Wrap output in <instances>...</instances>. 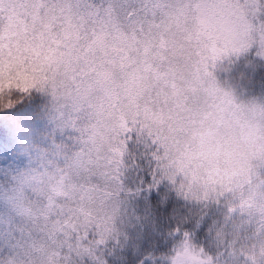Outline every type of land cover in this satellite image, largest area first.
<instances>
[{"label": "snow or ice", "instance_id": "6c2138e0", "mask_svg": "<svg viewBox=\"0 0 264 264\" xmlns=\"http://www.w3.org/2000/svg\"><path fill=\"white\" fill-rule=\"evenodd\" d=\"M169 3L0 0V105H11L14 93L24 96L33 90L53 89L63 101L59 109L64 125L71 129V140L82 142L86 134L80 125L92 90L114 81L127 95L125 131L103 141L93 137L75 161L81 169L78 204L53 209L55 223L43 230L28 229L14 218L0 216V264H136L154 241L156 250L166 247L150 227L136 239L144 223L140 211L145 203L137 200L138 209L130 205L139 192L150 194L162 218L172 208L171 200L167 207H159L161 196L173 193L159 170L158 141L165 138L166 125L174 115L162 100L167 77L157 79L153 67L139 61L129 67L115 45L122 34L149 32ZM202 11L216 21L208 31L211 55L216 59L232 50V44L222 39L225 31L232 33L226 19L238 11L245 18L264 20V0H207ZM18 151V141L0 137V155L7 156L4 163L12 162ZM197 219L177 210L174 230L193 229ZM203 223L207 226L208 220ZM165 226L172 227L171 223ZM203 234L202 227L197 236ZM137 243L139 250L133 256L131 247ZM125 245L128 251H119ZM125 255L127 260L122 259Z\"/></svg>", "mask_w": 264, "mask_h": 264}, {"label": "clouds", "instance_id": "9594fccd", "mask_svg": "<svg viewBox=\"0 0 264 264\" xmlns=\"http://www.w3.org/2000/svg\"><path fill=\"white\" fill-rule=\"evenodd\" d=\"M206 3L170 0L149 32L122 34L115 45L129 67L139 61L157 79L167 77L162 100L174 115L158 141L159 170L176 196L207 213L211 227L208 243L162 227L156 236L166 247L156 250L154 241L136 264L149 257L148 264H264V98H241L217 74L223 61L238 57L264 64V20L233 11L225 21L235 36L232 50L213 59L208 31L216 21L202 11ZM121 89L110 81L92 90L80 125L85 141L58 138L43 151L20 148L26 162L0 191V216L43 230L55 223L53 209L79 203L75 161L93 137L103 141L126 129ZM44 91L57 106L63 103L55 90Z\"/></svg>", "mask_w": 264, "mask_h": 264}, {"label": "trees", "instance_id": "16d2710c", "mask_svg": "<svg viewBox=\"0 0 264 264\" xmlns=\"http://www.w3.org/2000/svg\"><path fill=\"white\" fill-rule=\"evenodd\" d=\"M222 39L231 45L235 36L233 33L225 31ZM217 74L218 78L241 98H264V64L238 57L223 61L217 69ZM14 105H16L15 108ZM0 121L4 122L0 125V137L4 140L15 139L19 144V151L14 154L16 158L12 162L4 163L3 161L7 159V156L0 155V191L10 185L11 178L17 171L21 170L26 162L20 152L21 147L26 152H37L51 147L58 138L65 143L72 141L69 135L71 129L64 125L59 106L47 96L44 90H33L31 93L13 99L11 105H0ZM9 125H11V129H9ZM33 138H35V143H33ZM153 191L155 192V189ZM137 200L144 201L145 207L140 211L144 223L139 226L136 239L142 238L145 227H150L157 235L160 229L169 223H171L172 229L178 227L176 223L177 210H183L198 217L195 227L188 230L192 237L202 243L209 242L211 227L209 224L204 226L203 223L207 213L193 207L174 193L161 196L160 208L167 207L168 201H172V208L169 209L168 216L163 218L162 214L157 213L156 209L153 208L150 194L145 193L141 196L137 192L130 205L134 209L139 208ZM202 227L204 234L197 236ZM173 234L174 232L170 233V235ZM138 250L139 244H134L131 247V254L135 256ZM119 251L127 252L128 246L125 245ZM122 259L127 260V256H123Z\"/></svg>", "mask_w": 264, "mask_h": 264}]
</instances>
